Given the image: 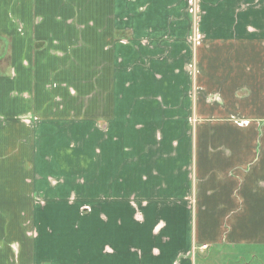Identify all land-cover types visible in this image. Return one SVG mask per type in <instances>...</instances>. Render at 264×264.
<instances>
[{
  "label": "crops",
  "instance_id": "crops-1",
  "mask_svg": "<svg viewBox=\"0 0 264 264\" xmlns=\"http://www.w3.org/2000/svg\"><path fill=\"white\" fill-rule=\"evenodd\" d=\"M3 50L0 264L264 261V0H0Z\"/></svg>",
  "mask_w": 264,
  "mask_h": 264
},
{
  "label": "rangeland",
  "instance_id": "rangeland-1",
  "mask_svg": "<svg viewBox=\"0 0 264 264\" xmlns=\"http://www.w3.org/2000/svg\"><path fill=\"white\" fill-rule=\"evenodd\" d=\"M4 48V47H3ZM7 62V53L5 50L0 52V66L5 65ZM250 255H246L244 256L246 259L244 261L240 260L238 262H236V260H228L229 264H264L263 260L258 261V258H252ZM235 258V257H234Z\"/></svg>",
  "mask_w": 264,
  "mask_h": 264
}]
</instances>
